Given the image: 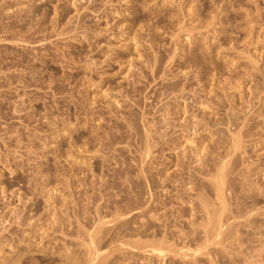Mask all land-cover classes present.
<instances>
[{
  "label": "rangeland",
  "instance_id": "rangeland-1",
  "mask_svg": "<svg viewBox=\"0 0 264 264\" xmlns=\"http://www.w3.org/2000/svg\"><path fill=\"white\" fill-rule=\"evenodd\" d=\"M163 1L0 0V237H3L0 238V264H91L90 249L100 253L95 261L100 264H233L230 257L235 255V264L245 263L244 253L237 254L241 249L237 245L230 242L222 245L218 238L210 244L206 242L199 227L203 213L198 204L190 205L187 195L190 186L208 182L206 167L193 161L195 158L189 151L207 143L208 150L214 151L213 155H207L209 164L221 155L223 158L230 143L225 128L228 124L217 126L223 128V133L208 127L193 136L183 133L178 140L172 135V142H176V147L181 143V150L166 149L170 155L168 160V155L156 150L157 146L153 148V138L149 142L145 136L142 139L145 132L139 120L143 118L140 111L142 107L148 110L151 107L136 91L144 83V75H149L148 60L153 61L158 55L169 59L166 60L169 70L165 66V77L160 75L154 82L158 84L149 87L147 92L152 88L160 92L168 81L185 82V72L188 73L186 84L200 91L205 86L203 82L199 84L196 76L203 75L205 89L209 88L207 96L202 97L201 92L198 102L190 104L191 100H182L176 106L170 98L173 102L170 108H174L169 120L180 126L181 117L189 116L192 111L203 119L200 122L205 123V118L209 122L213 120L211 124L216 120L227 121L226 110L231 106L236 113L239 111L242 119H245L244 113L248 114L251 120L245 121L250 124L243 126L248 128H243L240 135L242 148L229 158L235 157L240 165L235 171H244L243 164L248 163L261 165L263 169L264 0ZM171 53L177 57L171 55V59ZM194 56L201 62L197 68L190 66ZM178 64L182 65L180 69ZM163 101L154 99L158 106ZM216 101L225 105L219 107ZM200 102L210 105L203 110ZM131 114L139 117L141 129L136 132L141 134L142 130L141 135L134 134V129V132L129 130L125 118ZM128 132L134 134L133 138ZM138 136H141L139 142L145 140L146 145L152 146L145 162L140 161L145 142L141 145ZM138 147H144L139 150L142 153L137 151ZM182 150L191 154L190 169H185L183 178L176 174V182L165 180L170 172L178 170L175 158ZM244 156L246 162H242ZM140 166L146 172L142 173ZM127 171L135 181L147 182L149 186L145 184V188L141 184L145 194ZM129 176L136 185L130 183ZM254 176L255 183L264 185L263 173ZM153 181L159 188L150 185ZM236 182L240 184V178ZM163 183L171 187L168 186L166 193L161 191ZM137 193L141 198L138 203L132 201ZM138 194L135 199H139ZM203 194L210 200L211 195ZM180 195H185L184 199ZM263 218L264 215L257 217ZM80 227L86 232L80 231ZM87 229L91 234L94 229L99 232L94 236L95 241L90 240ZM253 238L254 254L259 253L260 259L257 264H264L263 232ZM152 242L161 249L167 246L164 249L167 252L158 256V251H154L157 254L150 251V246L151 250L156 247ZM162 243L166 245L162 247Z\"/></svg>",
  "mask_w": 264,
  "mask_h": 264
},
{
  "label": "bare ground",
  "instance_id": "bare-ground-1",
  "mask_svg": "<svg viewBox=\"0 0 264 264\" xmlns=\"http://www.w3.org/2000/svg\"><path fill=\"white\" fill-rule=\"evenodd\" d=\"M77 1H79V0H77ZM147 1V0H146ZM165 1V0H164ZM163 1V2H164ZM166 1H168V0H166ZM173 1L171 0V3H172ZM74 3V2H73ZM76 4V3H75ZM157 4V3H156ZM167 4V3H166ZM82 7V6H81ZM132 8V7H131ZM187 8V7H186ZM181 9V8H180ZM183 10V9H182ZM182 10H180V11H182ZM187 11H189V10H191V8L188 10V9H186ZM188 13V12H187ZM186 13V14H187ZM247 13H249V12H247ZM183 16V15H182ZM249 16H251V15H249ZM184 18V17H183ZM155 19V18H154ZM183 20V19H182ZM185 20V19H184ZM218 20V19H217ZM216 20V21H217ZM182 22V21H181ZM185 22V21H184ZM215 22V21H214ZM186 24V23H185ZM214 24V23H213ZM187 27V26H186ZM193 27V26H192ZM183 28H185L184 26H183ZM188 28V27H187ZM186 28V29H187ZM176 29H178V28H176ZM193 29H194V27H193ZM193 29H192V31H193ZM178 30H180V29H178ZM178 30H176V31H178ZM183 30V29H182ZM187 30H189V28L187 29ZM181 31V30H180ZM180 31H178L179 33H180ZM190 31V30H189ZM191 31V32H192ZM174 32V31H173ZM185 32H186V30H185ZM190 32V33H191ZM153 33V32H152ZM175 34V36H177L176 35V32L174 33ZM178 34V33H177ZM181 34V33H180ZM193 34V33H192ZM192 36V35H191ZM178 37V36H177ZM176 37V38H177ZM193 37V36H192ZM190 38V37H189ZM185 39V38H184ZM191 39V38H190ZM205 39V38H204ZM176 40V39H175ZM186 40H188V38L186 39ZM232 40V39H231ZM152 42V41H151ZM175 42V41H174ZM187 42V41H186ZM189 42V41H188ZM184 44V43H183ZM183 44H182V46H183ZM206 44V43H205ZM181 45V44H180ZM176 46V45H175ZM207 46V45H206ZM191 47V46H190ZM173 48V47H172ZM171 48V49H172ZM195 48V47H194ZM210 48V47H209ZM221 48V47H220ZM170 49V50H171ZM177 49V48H176ZM214 49V48H213ZM158 50V49H157ZM175 50V49H174ZM173 49H172V51H173V53L174 54H176L177 55V52H176V50L174 51ZM155 51V50H154ZM179 52V51H178ZM152 53H154V52H152ZM156 53V52H155ZM173 53H171L170 54V58L171 59H173L174 57H173ZM182 53V52H181ZM159 53H156V55H158ZM173 54V55H172ZM179 54V53H178ZM171 55H172V57H171ZM154 56V55H153ZM167 56V55H166ZM169 56V55H168ZM177 57V56H176ZM146 59H148V58H146ZM151 59V58H150ZM168 58H165V56H154L153 57V61H150L149 62V60H148V67H149V69H150V72H149V75H144V77H143V79H144V83L140 86V87H138L137 86V95H138V97H140V96H142L143 97V99L144 100H146L147 101V103H148V105H150V109L148 110L147 108H146V106L145 107H142V109H141V107H140V109H141V113H142V115H141V117H143L142 119H139V117L137 118V115H132V116H128L129 118H125L126 120H127V125H128V127H129V130H130V128H131V131H133V129H134V131H135V133L134 134H136L137 132H138V128H139V131H140V125H139V120H141V122H142V124H143V128H142V130L145 132L144 133V135H141L142 134V130H141V134L140 133H137V135L138 134H140L141 136H143V138L142 139H144V136H145V140L147 141V142H149L150 141V139L151 138H153V148L155 147V146H157L158 147V149L156 148V150L157 151H160L161 152V154L162 155H168V157H166V158H168V160H169V157H170V155H169V153L167 154L166 153V149H169V152H172V151H174L175 149H177V148H180L181 147V143H180V145H178L177 147H176V145H175V143L174 142H172L173 140L171 139L173 136L172 135H174V137H177L176 139L178 140L179 138H181V137H183V136H181V135H184L183 133H185V134H188V135H194L196 132H198L200 129H204V130H206L208 127H212V129H214V130H216V131H219L220 133H223V128L222 129H220V127H217V126H220L221 124H228L227 126L228 127H225V128H227V140H228V138H229V141H230V143H229V145H228V150H227V155H225L223 158H221V154H219V155H221V156H219L220 157V159H212V160H215V162L214 161H212V163H208V158H207V155L209 156L210 154H212L213 155V153H214V151H209L208 150V147L210 146V144H207L206 143V145H209L208 147H206V145H204L203 147H201L200 149H198V147H197V149L195 150V149H192V151H189V152H191V154H192V156L195 158V160H193V161H195V162H197L198 164H199V166L200 167H206V169H207V171H206V173L208 172V174L206 175L207 177V179L206 180H208V182H202V184L200 183L199 185H198V187H193V186H190L189 187V193H187V195H188V197H189V199H188V202H190V205H193V204H198V206H199V211H201L203 214L200 216V217H202L201 218V220H200V222H199V227H201V229H202V231H200V232H203L205 235L204 236H206V242H208L209 244H210V242H214L215 241V239L216 238H218V242L220 243V244H224L225 242H227V243H225L224 245H226V244H228L229 242H230V244H232V245H237L238 246V248H241L238 252H237V254H240V253H244V255L242 256L243 257V259H242V261L244 262L245 261V263L244 264H257V261L258 260H260L259 258H258V254L256 255V254H254L255 253V248L253 249V245H252V243H254L253 241L255 240L254 238H253V236L255 235V234H259V233H261V232H263V235H264V218L263 219H257V217H258V215H264V204L263 205H261L263 202H264V185H260V182H258L259 184H257V183H255V182H257V181H255V179L254 178H256L254 175H260V173H261V175H262V173L264 174V167H263V169H261V165L259 166L258 164H257V166L256 165H254L253 163H251L250 165H249V163H248V165H245V164H243V166H246L245 167V169H244V171H241V170H243V169H241V170H238V171H235L236 169H238V168H240V167H238V166H240L239 165V163H238V161L235 159V157H233V156H231L230 158H229V156L231 155V154H234L238 149H240V148H242L241 147V137H240V135H241V130L244 128V129H247L248 128V126H247V128L246 127H243V126H246V124L251 120V116L249 117H247V115L248 114H246V113H244V118L245 119H242V117H240L239 115H238V113H239V111L236 113L235 111H234V107L232 108V106H231V108H230V105H229V107L228 108H230V109H228V110H226L227 112H226V114H227V121H224V120H220V121H218V120H216V121H214V123L213 124H211V122L213 121H210L209 122V118H208V121H206V118H205V123L204 124H202V125H200L202 122H200V119H202V118H198L197 117V113L196 114H194V112H190V114H189V116H186V115H183L184 117H181V120H182V118H183V120H182V122L180 123V126H178L175 122H174V120H173V122H171L170 120H169V114H171L170 113V111L174 108H170V105H171V103L173 104V102H175V106L178 104V102L179 101H187V100H191V102L190 101H188V102H190V104H194V102H198V99L200 98V96H199V94L201 93V92H203V96L202 97H206L207 96V94H208V91H209V88H207L208 89V91H207V89H205L206 88V84H205V81H204V79H203V75H200L199 77L198 76H196L197 77V79H199L198 81H199V84H201L202 82L204 83L203 84V86H205V88L204 89H201L200 91H198L199 90V88H194V87H192L191 86V88L186 84V80H187V78H186V76H188V73L187 72H185L184 73V69L183 70H181V73H184V75H183V80L185 81V82H181V81H178V82H173V83H169V81L166 83V84H163L162 85V87L160 88V92H158L157 90H155V88L153 89H151V90H149V92H147L148 91V89H150L149 87H154L156 84H158V82L157 83H154V82H156V80L157 79H159V77H160V75H164V77H165V75L166 74H163L164 73V71H165V66H166V70L168 69V65H169V63H167V62H169V61H166ZM131 60V59H130ZM169 60V59H168ZM251 60V59H250ZM170 61H173V60H170ZM204 61V60H203ZM144 62V61H143ZM253 62V61H252ZM167 64V65H166ZM199 64H201V62L199 61V59H198V57L197 56H194L193 57V61H192V64H190V66H194V67H198L199 66ZM253 64V63H252ZM251 64V65H252ZM254 64H255V62H254ZM253 64V65H254ZM130 65H132V64H130ZM179 65V64H178ZM204 65V64H203ZM146 66H147V64H146ZM181 66L182 65H179L177 68L178 69H180L181 68ZM206 66V68H207V70H208V67H207V65H204L203 67H205ZM130 67H132V66H130ZM139 68H141V67H139ZM191 68H193V67H191ZM206 68H204V69H206ZM261 69V68H260ZM128 70V69H127ZM140 70V69H139ZM169 70V69H168ZM167 70V71H168ZM187 70V69H186ZM203 70V69H202ZM250 70V69H249ZM189 71V70H188ZM197 71V70H196ZM128 72V71H127ZM132 72V71H131ZM142 72V71H141ZM194 72V71H193ZM192 72V73H193ZM205 73V72H204ZM130 74V73H129ZM132 74V73H131ZM247 74V73H246ZM252 74V73H251ZM142 76H143V74H141ZM168 76H169V74H167ZM127 76V75H126ZM130 76V75H129ZM167 76V77H168ZM215 76V75H214ZM244 76V75H243ZM141 77V76H140ZM195 78V77H194ZM170 79V78H169ZM231 79V78H230ZM196 80V79H195ZM212 80H213V78H212ZM171 81V80H170ZM241 81V80H240ZM136 83V82H135ZM189 83V82H188ZM195 83V82H194ZM198 84V85H199ZM222 84V83H221ZM241 84V83H240ZM194 85V84H193ZM212 85V84H211ZM214 85V84H213ZM202 86V85H201ZM238 86V85H237ZM160 87V86H159ZM188 87H189V89H188ZM236 87V86H235ZM124 88V87H123ZM230 88H233V86H231ZM158 89V88H157ZM211 89V88H210ZM214 89V88H213ZM225 89V88H224ZM227 89V88H226ZM264 89V88H263ZM257 90H260V89H257ZM120 91V90H119ZM222 91V90H221ZM255 91V90H254ZM147 92V93H146ZM211 92V91H210ZM224 92H226L225 90H224ZM126 93V92H125ZM152 93V95H150ZM250 93H251V91H250ZM249 93V94H250ZM128 94V93H127ZM126 94V95H127ZM226 94V93H225ZM254 94V93H253ZM258 94V96H259V93H257ZM130 95V94H129ZM140 95V96H139ZM172 97H171V96ZM213 95V94H212ZM136 96V95H135ZM247 96V95H246ZM126 97V96H125ZM133 97V96H132ZM222 97V96H221ZM221 97H219V98H221ZM242 97V96H241ZM129 98H131V97H129ZM134 98V97H133ZM132 98V99H133ZM151 98H153L152 100H151ZM160 99L161 101H165V99H167L165 102L163 101V102H161L162 103V105H157V103H159L158 101H157V103L155 104L154 103V99H156V100H158V99ZM170 98H173L174 100H173V102H172V100L170 99ZM223 98V97H222ZM233 98V97H232ZM255 99H256V97H254ZM126 99V98H125ZM135 99V98H134ZM137 99V98H136ZM212 101H213V99L212 98H210ZM209 99V100H210ZM226 99V98H225ZM230 99V98H229ZM229 99H228V103L230 104V102H229ZM234 99V98H233ZM216 100V99H215ZM258 100H259V98H258ZM113 101V100H112ZM137 101V100H136ZM146 101H143V102H146ZM211 101V102H212ZM247 101H249V100H247ZM117 102V101H116ZM131 102H133V101H131ZM207 102V101H206ZM250 102V101H249ZM118 103V102H117ZM116 103V104H117ZM160 103V104H161ZM205 102H200V106H202L203 107V110L204 109H207V106L208 105H210V104H212V103H210V101L208 102V103H210V104H208V105H205L204 104ZM214 103V102H213ZM216 103V105L217 106H219V107H221V106H224L223 105V103L222 102H215ZM214 103V104H215ZM134 104V103H133ZM145 104V103H144ZM186 104V103H185ZM195 105H196V103H195ZM198 105V106H199ZM213 105V104H212ZM246 105V104H245ZM253 105V104H252ZM131 106H133V105H131ZM247 106V105H246ZM251 106V105H250ZM263 106V105H262ZM148 107V106H147ZM213 107H214V105H213ZM212 107V108H213ZM241 107V106H240ZM239 107V108H240ZM243 107H245V106H243ZM195 108H196V106H195ZM247 108H248V106H247ZM246 108V109H247ZM252 108V107H251ZM211 109V108H210ZM220 109V108H219ZM225 109V108H224ZM242 109H244V108H242ZM245 109V110H246ZM217 110V109H216ZM178 111V110H177ZM183 111V110H182ZM186 108H184V114L186 113ZM194 111H195V109H194ZM208 110H206V112H207ZM237 111V110H236ZM253 111V110H252ZM251 111V112H252ZM135 112V111H134ZM176 112V111H175ZM179 112V111H178ZM177 112V113H178ZM196 112V111H195ZM210 112V111H209ZM216 112V111H215ZM242 112H244V111H242ZM246 112V111H245ZM248 112V111H247ZM251 112H250V115H251ZM258 112V111H257ZM138 113V112H137ZM173 113H174V110H173ZM202 113H204V112H202ZM249 113V112H248ZM146 114H148V115H150L151 117L150 118H145V116L144 115H146ZM172 115V114H171ZM179 115V114H178ZM188 115V114H187ZM203 115V114H202ZM213 115H214V113H213ZM173 116V115H172ZM200 116V115H199ZM220 116V115H219ZM148 117V116H147ZM252 117L254 118V116L252 115ZM180 118V117H179ZM203 118H204V116H203ZM213 118V117H212ZM221 118V117H220ZM259 118V117H258ZM257 118V119H258ZM139 119V120H138ZM147 119V120H146ZM150 121H149V120ZM210 119H211V117H210ZM218 119V118H217ZM223 119V118H222ZM242 119V120H241ZM180 120V121H181ZM203 120V119H202ZM245 120H249L248 122L247 121H245ZM254 120V119H253ZM143 121H144V123H143ZM176 121V120H175ZM124 122H125V120H124ZM140 122V123H141ZM242 124V125H241ZM249 124H250V122H249ZM248 124V125H249ZM258 124V123H257ZM157 125V126H156ZM252 125V124H251ZM155 126V127H154ZM222 126H224V125H222ZM226 126V125H225ZM250 126V125H249ZM154 127V128H153ZM177 127H178V129H177ZM234 127V128H233ZM206 128V129H205ZM251 128V127H250ZM255 128V127H254ZM209 129V128H208ZM207 129V130H208ZM213 130V131H214ZM251 130V129H250ZM133 131V132H134ZM137 131V132H136ZM246 131V130H245ZM106 132V131H105ZM177 132H180L179 134H177ZM129 134H128V136H130V137H132L133 138V135L134 134H132V133H130V132H128ZM263 133V132H262ZM130 134H132V136L130 135ZM247 134V133H246ZM252 134V133H251ZM136 135V136H137ZM221 135V134H220ZM224 135H225V132H224ZM248 135V134H247ZM246 135V136H247ZM254 135V134H253ZM141 136L139 137L138 136V139H137V137H136V139L138 140V142H139V140H141L140 138H141ZM244 136V135H243ZM260 136V135H259ZM185 137V136H184ZM187 137H189V136H187ZM219 137V136H218ZM223 137L224 136H222V139H223ZM226 137V136H225ZM248 137V136H247ZM251 137V136H250ZM127 138V137H126ZM131 138V139H132ZM190 138V137H189ZM246 138V137H245ZM113 139V138H112ZM129 138H127V140H128ZM130 139V140H131ZM221 139V140H222ZM246 139H248V138H246ZM245 139V140H246ZM255 139V138H254ZM111 140V139H110ZM145 140H144V142H145ZM216 140H218L219 141V139H217L216 138ZM215 140V141H216ZM242 140H244V137L242 138ZM126 141V140H125ZM175 141V140H174ZM210 141V140H209ZM208 141V142H209ZM212 141V140H211ZM210 141V142H211ZM138 142L136 143V144H138ZM142 142H143V140H142ZM142 142H139V143H141V145L144 143H142ZM178 142H180V141H178ZM195 142V141H194ZM212 142H214V141H212ZM217 142V141H216ZM260 142V141H259ZM258 142V143H259ZM119 143V142H118ZM123 143V142H122ZM127 143V142H126ZM191 143H193V142H191ZM205 143V142H204ZM255 143V142H254ZM256 143H257V141H256ZM134 144H135V141H134ZM133 144V145H134ZM135 144V145H136ZM168 144V145H167ZM179 144V143H178ZM213 144V143H212ZM215 144V143H214ZM218 144V143H217ZM227 144V143H226ZM116 145V144H115ZM131 145V144H130ZM140 144H138V146H139ZM164 145H166V146H164ZM189 145H191V144H189ZM197 145V144H196ZM244 145V144H243ZM129 146V145H128ZM145 148H144V150L142 151V149H140L139 147V149L137 150V151H139V150H141L142 152H143V157L142 156H140V158H142V160H140L141 162H145V160H146V157H148V155H150L151 154V150H152V146L151 145H149V144H147L146 145V142H145ZM174 146H175V148H174ZM217 146H219V144L217 145ZM223 146V145H222ZM224 146H227V145H224ZM135 147V146H134ZM136 147H137V145H136ZM135 147V148H136ZM142 147V146H141ZM183 147V146H182ZM213 147H214V145H213ZM131 148V147H130ZM218 148V147H217ZM221 148V147H220ZM224 148V147H223ZM113 149V148H112ZM137 149V148H136ZM185 149V148H184ZM188 149V148H187ZM155 150V151H156ZM180 150H181V148H180ZM210 150H212V149H210ZM219 150V149H218ZM222 150V149H221ZM221 150L219 151V152H221ZM246 150V149H245ZM120 151V150H119ZM141 151H139V152H141ZM154 151V152H155ZM168 151V150H167ZM141 152V153H142ZM160 152H158V153H160ZM185 152H188V150L187 151H185V150H182V154L181 155H177L176 156V162H175V164H176V167H177V169L178 170H176V173L174 172V173H172V174H168V172L166 173V174H168L167 175V178H165V180H168V181H170V182H176L177 180H176V178H174L175 176H176V174L177 175H180V177L181 178H183V175H184V173H185V169L187 168H189L188 166V164H189V161H190V155H188L187 153H185ZM144 153H146V155H145V157H144ZM247 154V153H246ZM153 155V154H152ZM211 155V156H212ZM218 156L216 157V158H218ZM247 156V155H246ZM246 156H244V158H242V162L244 161V162H246L244 159H245V157ZM155 157V156H154ZM193 157H191V158H193ZM213 157V156H212ZM228 157V159H226ZM238 157V156H237ZM241 157V156H240ZM115 158V157H114ZM139 158V159H140ZM214 158V157H213ZM136 159V158H135ZM240 159V158H239ZM238 159V160H239ZM248 159H250V158H248ZM247 159V160H248ZM122 160V159H121ZM151 160V159H150ZM154 160V159H153ZM167 160V159H166ZM165 160V161H166ZM210 160V159H209ZM253 160V159H252ZM124 161H126V159L124 158ZM148 161V160H147ZM121 162H123V161H121ZM127 162V161H126ZM140 162V163H141ZM168 162V161H167ZM192 162V161H191ZM214 162V163H213ZM248 162V161H247ZM251 162V161H250ZM254 162V161H253ZM136 163V162H135ZM170 163V162H169ZM255 163V162H254ZM121 164H126L127 165V163H121ZM157 164V163H156ZM252 164H253V166H252ZM126 165H124L125 167H126ZM191 165V164H190ZM123 166V167H124ZM129 166V165H128ZM127 166V167H128ZM142 166V165H141ZM140 166V167H141ZM146 166V165H145ZM175 166V165H174ZM242 166V167H243ZM143 167V166H142ZM140 168L141 170L140 171H142V173H143V170L146 172V169L145 168ZM163 167V166H162ZM196 167V166H195ZM211 167H213V168H211ZM128 168H130V166L128 167ZM128 168H126V169H128ZM167 168V167H166ZM165 168V170H167ZM126 169H125V173H126ZM190 169V168H189ZM188 169V170H189ZM193 169V168H192ZM199 169V168H198ZM123 170H124V168H123ZM121 171V170H120ZM131 171V170H130ZM159 171V170H158ZM162 171V170H161ZM160 171V172H161ZM175 171V170H174ZM129 171H127V174L128 175H130L131 173H128ZM159 172V173H160ZM162 172H164V170L162 171ZM119 173V172H118ZM123 173V172H122ZM141 172H140V174H142ZM192 173H194V172H192ZM126 174V176L125 175H123V176H125V177H127L128 175ZM175 174V175H174ZM200 174V173H199ZM122 175V174H121ZM144 175V174H143ZM205 175V174H204ZM131 176V175H130ZM130 176H129V178H130ZM165 176V175H164ZM200 176V175H199ZM253 176H254V178H253ZM144 177V176H143ZM237 177L238 178H240V184H238L237 182H236V179H237ZM262 177V176H261ZM260 177V178H261ZM117 178H118V176H117ZM131 178H132V176H131ZM131 178L130 179H128L129 181L131 180ZM150 178V177H149ZM177 178H178V176H177ZM192 178V177H191ZM126 179V178H125ZM133 180H134V178H132ZM138 179V178H137ZM145 179V178H144ZM159 179V178H158ZM180 179V178H179ZM258 179H259V176H258ZM127 180V181H128ZM136 180V179H135ZM134 180V181H135ZM140 180V179H139ZM147 180H148V178H147ZM146 180V181H147ZM151 180H153V179H151L150 178V181ZM164 180V179H163ZM162 180V181H163ZM180 180H182V179H180ZM141 181V183L139 182V181H135V183L136 182H138L139 184H138V186H141V184L144 182H142V180H140ZM149 181V180H148ZM161 181V182H162ZM167 181V182H168ZM184 181V180H183ZM186 181V180H185ZM195 181V180H194ZM255 181V182H254ZM264 181V180H263ZM133 181L131 180V182L130 183H132ZM161 182H158V183H161ZM166 182V181H165ZM169 182V183H170ZM134 182H133V185H136ZM151 183V182H150ZM153 183H154V181H153ZM157 183V182H156ZM129 184V183H128ZM145 184H147V182H145ZM145 184H142V186L144 187L145 186ZM164 184V183H163ZM194 184V183H193ZM109 185V184H108ZM130 185V184H129ZM132 184H131V186H133ZM148 185V184H147ZM151 186H154L155 185V183L154 184H150ZM157 185V186H156ZM155 185V187H156V189H157V187L159 188V186H158V184H156ZM159 185H162V183L161 184H159ZM187 185H189L188 183H187ZM142 186H141V188H142ZM149 186V185H148ZM150 186V187H151ZM169 185H163L162 186V192H164V193H166V192H168V189H170L169 187H168ZM112 187V186H111ZM146 187V186H145ZM144 187V188H145ZM154 187V188H155ZM188 187V186H187ZM140 188V187H139ZM144 188H142V191H143V194H145V192H144ZM149 188V187H148ZM147 188V189H148ZM152 188L153 187H151V191H153L152 190ZM174 188V187H173ZM176 189V188H175ZM178 189V188H177ZM211 189H213V191H214V193L212 192V194L214 195V196H212L211 195ZM141 190V189H140ZM171 190H173V189H171ZM171 190H170V192H171ZM200 190V191H199ZM202 190H205L206 192H207V194L208 193H210V194H208V197L210 196V200H208V198L206 199V196L204 197L203 195V193H205L206 194V192L205 191H202ZM149 191V190H148ZM166 191V192H165ZM178 191V190H177ZM229 191H230V194H229ZM141 191H139V193H140ZM192 192V193H191ZM51 193V192H50ZM142 193V192H141ZM149 193H151L152 194V192H149ZM138 194V193H137ZM136 194V195H137ZM157 195H158V193H156ZM163 194V193H162ZM181 194V193H180ZM184 194V193H183ZM186 194V193H185ZM136 195H134V199L132 200V201H134V202H136V203H138L139 202V200H141V198L139 197V195L140 194H138V196L137 197H139V199L138 198H136L135 199V196ZM142 195V194H141ZM164 195V194H163ZM50 196H52V195H50ZM153 196V195H152ZM165 196V195H164ZM181 196V195H180ZM142 197V196H141ZM184 197H185V195L182 197L181 196V198H183L184 199ZM212 197H213V200H211L212 199ZM53 198V197H52ZM143 198V197H142ZM186 199V198H185ZM138 200V201H137ZM164 200V199H163ZM230 200H232V201H230ZM51 201V200H50ZM159 201V200H158ZM184 203V202H183ZM56 205V204H55ZM58 208V207H57ZM56 209V208H55ZM130 210V209H129ZM192 210V209H191ZM192 215V214H191ZM17 218V217H16ZM78 218V217H77ZM230 219H233L231 222H230ZM101 219H99V221H100ZM98 221V220H97ZM196 221V220H195ZM193 222V221H192ZM230 222V223H229ZM247 222V224H245ZM79 223V222H78ZM100 223V222H99ZM194 223V222H193ZM241 223V224H240ZM97 224H98V222H97ZM105 224V223H104ZM237 224H240V225H237ZM81 225V224H80ZM99 225V224H98ZM198 225V224H197ZM244 225H246V227L247 228H245L244 227ZM83 226V225H82ZM103 227V226H102ZM54 228V227H53ZM96 228H97V225H96ZM100 229H101V227H99ZM80 229V231L83 229H81V227L79 228ZM79 229H77L78 231H79ZM196 229V228H195ZM57 230V229H56ZM84 230V229H83ZM95 230V232H94V234L92 233L91 234V231H90V240H93V238H94V236H98V231H96V229H94ZM99 230V229H98ZM194 230V229H193ZM80 231H79V233H80ZM85 231V230H84ZM87 231H88V229H87ZM88 231V232H89ZM101 231V230H100ZM103 231V230H102ZM102 231H101V233H102ZM166 231V230H165ZM195 231V230H194ZM86 232V231H85ZM98 232V233H97ZM181 232V231H180ZM170 233V232H169ZM172 233H174V232H172ZM81 234V233H80ZM87 234V236H89ZM97 234V235H96ZM244 234H246V235H244ZM13 235V234H12ZM168 235V234H167ZM173 235V234H172ZM93 236V237H92ZM100 236V235H99ZM177 236H179L178 234H177ZM180 236H182V234L180 233ZM187 236V235H186ZM259 236V235H258ZM16 237H17V235H16ZM164 237V236H163ZM0 238H3V237H0ZM101 238V237H100ZM182 238H183V236H182ZM186 238V237H185ZM220 238V239H219ZM255 238H256V236H255ZM178 239V238H177ZM87 240V239H86ZM85 240V241H86ZM88 240H89V238H88ZM87 240V241H88ZM157 240V239H156ZM161 240H164V239H161ZM160 240V241H161ZM256 240H257V238H256ZM94 241H95V238H94ZM101 241V240H100ZM165 241V240H164ZM163 242V241H162ZM169 242V241H168ZM183 242V241H182ZM256 242V241H255ZM261 242V241H260ZM94 242L92 241V242H90V244L92 245ZM96 243V242H95ZM100 243V242H99ZM129 243V242H128ZM141 243V242H140ZM152 243H154V245H155V243L156 242H152ZM152 243H151V245H152ZM171 243V242H170ZM184 243V242H183ZM246 243V246L244 245ZM89 244V245H90ZM138 244V243H137ZM162 244H164V245H162V247L163 246H165L166 244L165 243H162ZM213 244V243H212ZM98 246H99V244H97ZM141 246H142V244H140ZM159 245H160V243H159ZM200 245H202V244H200ZM207 245V244H206ZM205 245V246H206ZM219 245V244H218ZM259 245V244H258ZM84 246H86V245H84ZM141 246H139V248L141 247ZM161 246V245H160ZM172 246V245H171ZM221 246V245H220ZM88 247V246H87ZM91 247H93V248H95V246H90L89 248H91ZM149 247V246H148ZM169 247V246H168ZM173 247V246H172ZM254 247H256L255 246V244H254ZM92 248V249H93ZM166 248H167V246H166ZM166 248H164V249H166ZM261 250H263V248H264V244H262L261 243ZM96 249H97V247H96ZM164 249H161V248H159V247H157V243H156V247L154 246V248H152V250H151V246H150V248H149V250L150 251H158L157 253H158V256L159 255H162V253L163 252H165L164 251ZM171 249V250H170ZM200 249H202V248H200ZM206 249V248H205ZM88 250V249H87ZM98 250V249H97ZM168 250V249H167ZM199 250V249H198ZM255 250V251H254ZM257 250H259V249H257ZM261 250H259V251H261ZM103 251V250H102ZM101 251V252H102ZM169 251H172V248L170 247L169 248ZM173 251H176L175 249L173 250ZM182 251V250H181ZM88 252H89V250H88ZM156 252H154V253H156ZM167 252V251H166ZM165 252V253H166ZM183 252H185V251H183ZM226 252V251H225ZM156 253V254H157ZM208 253V252H207ZM25 254H27V253H25ZM30 254V253H29ZM59 256H60V253H57ZM66 254V253H65ZM90 254H91V259H89V260H91L92 261V263L91 264H93V263H95V261H96V259L98 258L97 256H98V254H100L98 251H95L94 250V252L92 251L91 252V249H90ZM179 254H180V252H179ZM182 254V253H181ZM184 254H187V252L186 253H184ZM183 254V255H184ZM203 254V253H202ZM263 254V253H262ZM24 255V254H23ZM67 255V254H66ZM165 255V254H164ZM201 255V254H200ZM261 255V254H260ZM19 256H21L19 253H18V257ZM54 256V255H53ZM61 256H62V253H61ZM189 256V255H188ZM262 256V255H261ZM57 257V256H56ZM63 257H65V256H63ZM89 257V258H90ZM104 258H105V256H103ZM165 257V256H164ZM225 257V256H224ZM230 257V256H229ZM241 257V258H242ZM20 258H22V257H20ZM26 258V257H25ZM70 258V257H69ZM240 258V259H241ZM61 259V258H60ZM65 259H66V257H65ZM103 259V258H102ZM217 259V258H216ZM230 261H232L233 262V264H235L234 262L236 261V259H237V255H235V256H233V257H230ZM16 260V259H15ZM22 260V259H21ZM57 260V259H56ZM71 260H72V258H71ZM229 260V259H228ZM239 260V259H238ZM14 261V260H13ZM62 261V260H61ZM60 261V262H61ZM66 261V260H65ZM68 261V260H67ZM90 261V262H91ZM99 261H97L95 264H100V263H98ZM105 262V261H104ZM70 263V262H69ZM72 264H73V262H71ZM10 264H12V263H10ZM64 264H67L66 262L64 263ZM243 264V263H242ZM259 264V263H258Z\"/></svg>",
  "mask_w": 264,
  "mask_h": 264
}]
</instances>
